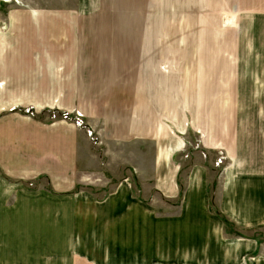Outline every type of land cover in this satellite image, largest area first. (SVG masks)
<instances>
[{
    "label": "rangeland",
    "instance_id": "1",
    "mask_svg": "<svg viewBox=\"0 0 264 264\" xmlns=\"http://www.w3.org/2000/svg\"><path fill=\"white\" fill-rule=\"evenodd\" d=\"M239 1L241 7L237 0H0V264L264 260L257 252L264 222H241L217 205L228 169L235 177L264 175L263 159L251 170L243 168L251 152L230 159L210 154L194 135L181 142L175 119L162 113L152 122L160 129L153 145L140 101L141 87L154 86L157 77L177 88L187 84L198 45L208 34L219 40L225 15L231 17L226 10L240 15L252 79L264 84L256 76L264 71V29L246 11L264 0ZM259 94L245 99L243 116L263 117ZM261 120L239 126L238 140L249 144L263 133ZM203 162L212 171L199 206H190L189 179H205ZM161 165L165 174L156 175ZM205 229L222 235L220 245L236 240L238 259L222 263L205 254L202 238L194 246L187 233ZM114 230L187 231L181 243L170 233L171 240L192 247L169 252L159 239H113Z\"/></svg>",
    "mask_w": 264,
    "mask_h": 264
},
{
    "label": "crops",
    "instance_id": "2",
    "mask_svg": "<svg viewBox=\"0 0 264 264\" xmlns=\"http://www.w3.org/2000/svg\"><path fill=\"white\" fill-rule=\"evenodd\" d=\"M8 1L10 0H7V2ZM237 2L240 6V1L237 0ZM241 5L244 4L242 3ZM246 11L251 14L253 20L257 18L258 20L256 22H260L257 24V29H264V5L255 4L251 10ZM225 13H231V17L227 14L225 15V18L228 19H225V21L221 23L219 40L211 42L208 34V36L203 38L202 44L198 45L200 49H196L195 63L188 64V66L194 65V74L190 75V73H188V82L186 85H181L177 88L175 85L166 82V80L163 81L157 77V82H155L154 86L141 87L140 101L143 111L144 107H146V120L144 122L143 119V125L145 127V133L152 131V139L150 142L158 146L159 138L157 137L160 129H154L152 127L153 119L158 120V116L161 115V113L163 116H169L170 119L173 117V119H175L174 123L177 125L175 128L183 137L181 138V142L183 139L188 140V136L194 135V137L199 138L203 149L205 148L207 152L212 154L214 151L218 150L219 152L225 153L230 159H234L239 151L243 154L244 152H251L252 158L250 159L248 157V161L243 168L247 167L252 170L255 167V160L262 158L264 163V152L256 157L260 151H264V132L252 135L253 139L250 140V143L243 144L242 140H238V136L241 135L238 132V127L244 124L248 126L254 123V121L258 123V119L260 118L264 125V84H256L252 79L253 60L247 59L252 51L248 49L249 46L247 41H244L243 37L240 38V15L237 11L233 12V10L230 12L226 10ZM230 18L233 19L231 20ZM230 20L231 22H229ZM261 24L263 26H260ZM212 44L218 46V51L212 50L210 47ZM144 61H147V59ZM256 76L264 77V71L259 72ZM189 82L194 83V85L188 86ZM164 91H167V93L164 94ZM144 94H146V96L150 95V105H148L147 102L148 97H146V102L144 101ZM252 94H259L260 100H263L261 109L263 117H260L258 113L255 118L252 117V119H250L243 116L240 112V110H245L247 108V106L244 105V101L248 95ZM246 101L249 104V101ZM150 126V130H148ZM161 132L164 133V131ZM189 132L193 134H189ZM181 146V144L177 145L175 147V152L179 150ZM177 153L180 154L178 151ZM178 154H176V158L179 157ZM195 160H199V156H197ZM241 163L243 165L242 161ZM263 163L260 161L259 165L263 166ZM198 166H201V164H197V170ZM203 168L205 179H203L202 182L197 181L194 177H191V180L189 179L187 200L190 206L192 204L194 206H199L198 204H200V202L198 200L201 198V190H204V182L208 183L209 181L207 178L212 169L210 165L205 162H203ZM241 168L236 171V174ZM228 170L225 180H223L220 201L217 205H220L222 211L225 210V212L237 215L238 220L241 222L249 224L264 222V175L260 174V172L251 177L244 175L235 177V172H232V168ZM155 172L156 175L163 172L165 174V168L161 165L156 168ZM253 172L255 171L253 170ZM159 179L164 180L163 178H158L157 180ZM161 187H163V185ZM190 211L198 212V210L192 207ZM115 213L116 216L119 214L125 219H129L128 216H124L120 210H115ZM144 220L148 221L147 218ZM203 231H205V233H203ZM203 231H196L197 233L184 232L185 234L187 233V235L189 234L188 237H191V239L193 238L192 242H194V246H196L195 238H202V243L204 242L206 244L204 250L205 254L214 255L212 257L218 259L220 262L226 263L228 259H238V253H240V251L236 249V245L234 244L236 240L225 241L226 244L231 246L220 245L219 238L222 237V235H216V231L207 229ZM165 232L166 231L163 230H145L144 232L141 231V235H138L140 233L139 231L117 232V230H114L113 239L126 238L123 239V241H126L127 238L137 237L142 239L140 242L141 244H144V242L150 238L155 239L156 243H158L159 239L160 248L170 247L169 252H174L175 247H178V249H181L178 253L185 251L184 247H192L189 244L178 246L172 242L171 234H174L173 237H176L181 243L180 237L185 235L181 234V231L171 230V232ZM225 236L227 237L226 234ZM135 239L136 238H132L131 241L134 242ZM163 242L166 244L164 247L161 246ZM261 250L262 253H264V246L263 248H258L257 252L260 253ZM230 254L232 256H229ZM208 260H210V257ZM254 264H264V260L257 261Z\"/></svg>",
    "mask_w": 264,
    "mask_h": 264
}]
</instances>
